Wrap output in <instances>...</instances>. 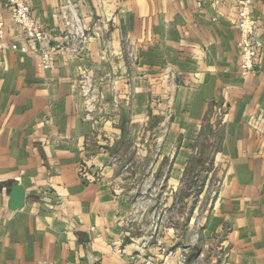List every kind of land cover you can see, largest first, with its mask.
Listing matches in <instances>:
<instances>
[{
	"label": "crops",
	"instance_id": "1",
	"mask_svg": "<svg viewBox=\"0 0 264 264\" xmlns=\"http://www.w3.org/2000/svg\"><path fill=\"white\" fill-rule=\"evenodd\" d=\"M31 4L51 44L65 45L62 0ZM248 9L259 60L247 74L239 0H84L87 40L66 44L49 68L34 53L0 51V264H149L183 252L190 264H264V0ZM0 20L10 25L6 0ZM19 35L9 29L5 40ZM153 116L163 135L145 132ZM147 135L159 154L142 180L158 186L128 190L137 166L123 163L125 179L113 157L150 155ZM205 148L209 201L189 224L191 244L178 246L177 229L168 217L157 223L152 204L159 195L170 214ZM16 184L24 203L13 210Z\"/></svg>",
	"mask_w": 264,
	"mask_h": 264
},
{
	"label": "built area",
	"instance_id": "2",
	"mask_svg": "<svg viewBox=\"0 0 264 264\" xmlns=\"http://www.w3.org/2000/svg\"><path fill=\"white\" fill-rule=\"evenodd\" d=\"M10 25L0 20V51L5 49L15 50L22 53L31 52L38 56L37 66L47 69L51 66L52 56L62 49L68 47L69 42L77 45L87 40V34L81 19V5L84 0H62L59 7L60 15L66 25L62 34L65 45L54 46L51 44V36L42 26H40L32 16L31 0H6ZM251 0H239L240 10L235 20L236 25L242 31L241 52L239 58V70L241 74L252 71L254 65L259 60V42L256 38L255 20L250 16L248 4ZM17 29L20 35L6 41V33L9 29ZM88 78L81 82L82 94L86 97L89 108L93 101L92 84ZM79 174L88 178L87 165L83 163L79 167ZM185 256L176 262L171 260L170 254L164 255L160 263L151 261L149 264H186Z\"/></svg>",
	"mask_w": 264,
	"mask_h": 264
},
{
	"label": "rangeland",
	"instance_id": "3",
	"mask_svg": "<svg viewBox=\"0 0 264 264\" xmlns=\"http://www.w3.org/2000/svg\"><path fill=\"white\" fill-rule=\"evenodd\" d=\"M154 117L155 116H153L152 119L149 120V125L146 127L145 132H147V129L151 130L154 127H159V129H161L160 132H162L163 135L166 124L163 123V119H158ZM145 141L150 142L153 145L150 155L142 157V155L133 152L134 157L132 158V152L126 151V153H124L122 156V163H120V159L118 157H113V160L117 162L116 164L118 171L122 173L125 179L131 177L132 171L127 170L126 168L122 169L123 165H125L123 163H126L127 161L131 162L133 160L135 165L137 166V168H134V171L137 170V172L139 173L140 179L137 180L139 183L135 182L133 184L130 183V181H127L124 185L128 190H132L134 189V187L138 186V191H150L151 189L155 191L156 187L158 186L157 183L150 184L147 182H143L142 180L148 174L145 165L146 160H156L159 154V151L157 150V148H159L158 140L153 141V137L151 135H147ZM212 153L213 152H211L209 148H205L201 152L197 153V155H195L194 158L191 160V164L189 165V170L187 171V176L185 177V184L183 186L181 195H178V197L174 200L173 208L170 210V214L164 216V212H161L163 211L161 207L165 201L159 198V195H157L158 198L152 204V208H154V211L156 212V214H154V217L157 218L156 222L162 223V221L166 220V218L168 217L169 222L172 223L177 229L176 238L178 246H183L184 244H191L190 240L193 241L194 233L188 229L189 224L190 222H192V225L196 224L197 218L201 219V217H204V210L207 208V204L209 201V198L207 197V192L204 196L201 195L204 184L207 179V173L209 171V167H207V165H204V162H208L211 159ZM166 213H168V211H166ZM154 226L157 227V224H155ZM157 233L158 230H156V234ZM159 236L160 233L158 234V237ZM184 256L186 259L184 263L190 264L187 261L188 259L186 252H183L182 254L172 253V255H170L171 260L173 262L181 260V258H183ZM163 259L164 256L161 259L157 260L156 263H160Z\"/></svg>",
	"mask_w": 264,
	"mask_h": 264
},
{
	"label": "water",
	"instance_id": "4",
	"mask_svg": "<svg viewBox=\"0 0 264 264\" xmlns=\"http://www.w3.org/2000/svg\"><path fill=\"white\" fill-rule=\"evenodd\" d=\"M24 203V192L20 185L13 186V190L10 194L9 208L18 209L21 208Z\"/></svg>",
	"mask_w": 264,
	"mask_h": 264
}]
</instances>
